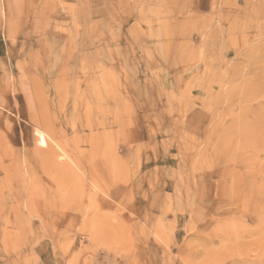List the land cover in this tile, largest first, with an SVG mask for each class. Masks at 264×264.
<instances>
[{"label":"rangeland","instance_id":"obj_1","mask_svg":"<svg viewBox=\"0 0 264 264\" xmlns=\"http://www.w3.org/2000/svg\"><path fill=\"white\" fill-rule=\"evenodd\" d=\"M0 264H264V0H0Z\"/></svg>","mask_w":264,"mask_h":264}]
</instances>
